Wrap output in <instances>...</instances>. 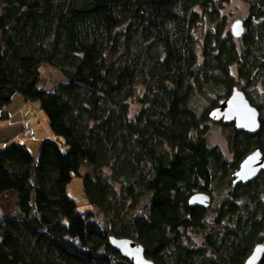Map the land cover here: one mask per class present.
<instances>
[{
	"label": "trees",
	"instance_id": "1",
	"mask_svg": "<svg viewBox=\"0 0 264 264\" xmlns=\"http://www.w3.org/2000/svg\"><path fill=\"white\" fill-rule=\"evenodd\" d=\"M230 1L0 0V124L19 93L57 137L36 161L21 143L0 147V195L16 193L15 210L0 209V264H132L109 235L154 264H243L264 245V171L231 185L243 157L264 152V0H242L238 45L219 17ZM44 62L65 77L50 90ZM234 87L260 128L231 124L228 158L209 144L208 113ZM82 167L103 225L66 193ZM197 191L219 202L190 206Z\"/></svg>",
	"mask_w": 264,
	"mask_h": 264
},
{
	"label": "rangeland",
	"instance_id": "2",
	"mask_svg": "<svg viewBox=\"0 0 264 264\" xmlns=\"http://www.w3.org/2000/svg\"><path fill=\"white\" fill-rule=\"evenodd\" d=\"M248 6L242 0H231L221 10L219 17L223 18V24L225 29L230 31L231 24L238 19H244L247 15ZM233 36V35H232ZM234 37V36H233ZM236 45L240 44L239 38L234 37ZM40 88L52 89L58 83L65 80L62 73L55 67L50 66L44 62L40 66ZM257 95L263 91L262 86L258 85ZM10 118L8 121L2 123L4 126L0 127V143L9 140V138L15 135L19 130L21 135H17L16 139L10 142H18L26 146L30 151L35 161L38 158V153L41 144L46 140H57V137L52 133L48 125V120L45 113L40 109L38 104L31 103L24 100L21 94L15 93L12 97L10 104L6 109ZM215 122V123H214ZM6 123V124H5ZM221 121H209L207 137L210 145L218 146L224 154L230 158L231 152L228 146V134L230 132L231 124H227L226 127L221 126ZM32 134L34 138H31ZM7 143V142H6ZM4 144L0 145L4 146ZM89 172V169L82 167L79 171V175H75L66 187L67 195L74 201L77 209L80 212H92L93 218L97 220L100 225H103L104 217L96 206L90 204L86 199L82 190L83 176ZM219 201L212 200L209 206ZM16 208V193L12 190L4 192L0 195V209L1 212L14 211ZM195 242H200V237H195Z\"/></svg>",
	"mask_w": 264,
	"mask_h": 264
},
{
	"label": "water",
	"instance_id": "3",
	"mask_svg": "<svg viewBox=\"0 0 264 264\" xmlns=\"http://www.w3.org/2000/svg\"><path fill=\"white\" fill-rule=\"evenodd\" d=\"M231 34L240 37L244 32V24L241 19L235 20L230 26ZM208 117L213 121H221L225 124H233L237 130L248 134H255L259 130V110L250 104L245 93L234 87L230 95L212 108ZM261 171H264V153L259 147H255L245 155L238 167L231 174V185L237 183L246 184L254 180ZM211 195L205 191L194 192L188 199L190 206L209 207ZM109 246L126 258L132 264H154L145 256V250L141 244L127 237L108 236ZM264 255V245L257 244L245 259L243 264H256Z\"/></svg>",
	"mask_w": 264,
	"mask_h": 264
},
{
	"label": "crops",
	"instance_id": "4",
	"mask_svg": "<svg viewBox=\"0 0 264 264\" xmlns=\"http://www.w3.org/2000/svg\"><path fill=\"white\" fill-rule=\"evenodd\" d=\"M28 104L30 105L31 103L28 102ZM5 124H6V123H5ZM2 126H4V125H3V124H0V127H2ZM21 131H22V130H21ZM21 131L19 130V132H17L15 135L11 136V137L9 138V140L7 139V141L0 143V145L4 144V143H6V142H10V141L15 140L16 137H17V135H19V134L21 135ZM5 212H8V211H5ZM5 212H2V213H5Z\"/></svg>",
	"mask_w": 264,
	"mask_h": 264
},
{
	"label": "bare ground",
	"instance_id": "5",
	"mask_svg": "<svg viewBox=\"0 0 264 264\" xmlns=\"http://www.w3.org/2000/svg\"><path fill=\"white\" fill-rule=\"evenodd\" d=\"M62 75H63V74H62ZM64 81H65V80H64ZM62 82H63V81H62ZM29 103H32V102H29ZM259 124H260V123H259ZM259 128H260V125H259ZM32 138H34V135H33V134H32ZM263 153H264V152H263ZM261 172H262V171H261ZM261 172H260V173H261ZM260 173H259V174H260ZM237 184H241V183H237ZM210 197H211V196H210ZM262 257H263V256H262ZM260 260H261V259H260Z\"/></svg>",
	"mask_w": 264,
	"mask_h": 264
},
{
	"label": "built area",
	"instance_id": "6",
	"mask_svg": "<svg viewBox=\"0 0 264 264\" xmlns=\"http://www.w3.org/2000/svg\"><path fill=\"white\" fill-rule=\"evenodd\" d=\"M31 138H32V136H31Z\"/></svg>",
	"mask_w": 264,
	"mask_h": 264
}]
</instances>
